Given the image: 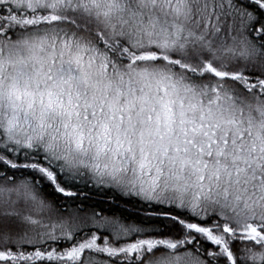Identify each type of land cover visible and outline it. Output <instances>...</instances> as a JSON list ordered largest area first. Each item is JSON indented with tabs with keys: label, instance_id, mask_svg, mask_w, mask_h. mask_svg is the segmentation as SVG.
I'll return each mask as SVG.
<instances>
[{
	"label": "snow or ice",
	"instance_id": "6c2138e0",
	"mask_svg": "<svg viewBox=\"0 0 264 264\" xmlns=\"http://www.w3.org/2000/svg\"><path fill=\"white\" fill-rule=\"evenodd\" d=\"M0 264H264V0H0Z\"/></svg>",
	"mask_w": 264,
	"mask_h": 264
}]
</instances>
